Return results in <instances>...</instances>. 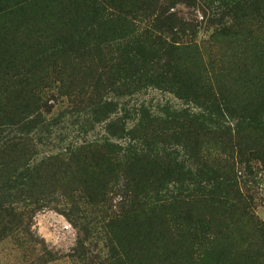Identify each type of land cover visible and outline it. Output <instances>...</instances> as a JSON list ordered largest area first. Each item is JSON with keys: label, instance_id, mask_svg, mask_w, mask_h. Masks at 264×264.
<instances>
[{"label": "rangeland", "instance_id": "rangeland-1", "mask_svg": "<svg viewBox=\"0 0 264 264\" xmlns=\"http://www.w3.org/2000/svg\"><path fill=\"white\" fill-rule=\"evenodd\" d=\"M34 1L0 12V264H264V0H123V39Z\"/></svg>", "mask_w": 264, "mask_h": 264}, {"label": "trees", "instance_id": "trees-1", "mask_svg": "<svg viewBox=\"0 0 264 264\" xmlns=\"http://www.w3.org/2000/svg\"><path fill=\"white\" fill-rule=\"evenodd\" d=\"M39 1V0H38ZM76 3V14L81 24L85 26H94L96 28H102L105 33V38L109 35L115 34L119 31V39H123L125 32L129 29L125 25L132 26L125 13L121 12L118 8V4L123 0H69ZM34 0H0V12L2 13H19L24 12V9L29 5L34 4ZM86 3L88 4L87 6ZM128 27V26H127ZM127 29V30H126ZM118 34V33H117ZM150 42H142L134 49L135 53L141 55L148 47L153 44ZM172 46L170 47V50Z\"/></svg>", "mask_w": 264, "mask_h": 264}]
</instances>
